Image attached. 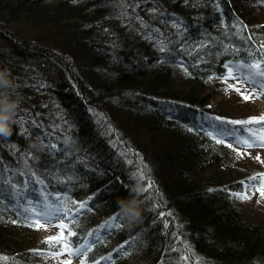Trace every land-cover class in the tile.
<instances>
[{"label": "trees", "instance_id": "trees-1", "mask_svg": "<svg viewBox=\"0 0 264 264\" xmlns=\"http://www.w3.org/2000/svg\"><path fill=\"white\" fill-rule=\"evenodd\" d=\"M261 43L264 0H0V68L19 100L13 134H0V264H52L63 243L40 239L27 214L37 177L49 203L68 188L87 201L67 222L77 246L91 239L89 264H264V202L248 211L234 195L258 171L201 127L262 113L220 79L226 60L264 56ZM64 161L77 169L67 186ZM132 198L138 222L111 221Z\"/></svg>", "mask_w": 264, "mask_h": 264}, {"label": "snow or ice", "instance_id": "snow-or-ice-1", "mask_svg": "<svg viewBox=\"0 0 264 264\" xmlns=\"http://www.w3.org/2000/svg\"><path fill=\"white\" fill-rule=\"evenodd\" d=\"M164 47H167V45L165 44ZM181 47H183V44H181ZM200 47H201L200 44L196 45V48H200ZM222 47H223V51L226 53H236L239 51L238 45L235 43H231L230 45H223ZM259 47L261 49V53H264V43H261ZM216 55L219 56L221 55V53L217 51ZM257 55L259 56L260 54L258 53ZM245 59H247L248 62H245ZM245 59L232 60V61L226 60L224 62V67L226 68L227 71L223 76L220 77V79L227 81L229 77L233 78L235 82L229 84L228 87L234 88L245 99H249L253 94H255L256 96L264 95V56H261V58L250 56ZM197 63H199V61H197ZM181 67H183V65H181ZM213 75H216V73H213ZM209 79H211V77H209ZM238 85L243 87L251 86V91L250 92L241 91V87H238ZM204 119L207 120L208 118L204 117ZM215 121H219L220 123H216ZM249 121L252 122L264 121V113H261L260 115L248 116L247 120H232L230 117L217 116L214 118V122L209 124V127L215 130L214 132H209V135H211L214 140L217 139L218 137L234 138L239 144L243 145L245 149L249 146H255L257 144H259L261 147H264V128H260L259 130H257L249 126L245 129L246 132L245 135H240L236 131H228L226 129V125L228 123L246 125ZM15 122L19 124L20 122L19 118H17ZM24 131L26 130L21 128V132ZM12 134L13 131L11 132L10 135H3V136L10 137ZM221 142L227 144L228 147L230 148L234 147L233 144H229L228 139L226 138L222 139ZM45 148L53 149L54 151H56L57 155H63V152L58 150L56 145L47 144L45 145ZM234 150L239 156L244 155V151H242L240 147H234ZM28 156L31 157L32 153L29 152ZM259 158H260L259 154H257V159ZM32 159L36 161L38 167L42 164L41 159L36 157H32ZM262 163H264V161H262ZM54 170L57 171V178L62 182H64L65 186H67V184L71 182L72 178L75 177L77 169L76 166L68 165V162L64 161L61 162L59 167L54 166ZM67 173H71V176L66 175ZM29 175L33 177H37V172L36 171L25 172L22 183L15 185V187L28 188ZM141 175H143V173H141ZM259 175L264 176V173H260ZM37 182L41 186V199L38 201L29 202L30 204L34 203L36 205L35 207H32L31 213L39 215L44 219L56 220L60 226V232L58 234L45 237V239L48 241H52V240L63 241L60 247L63 252H67L69 254V259H64L62 261V264H71L70 257L73 255H79L81 252H83V256L80 257V264H89V261L87 259L88 251L85 249V245L80 244L77 246L74 242L70 240V238L75 236L76 233L73 231L74 226L67 222L71 220L73 215H78L81 210L86 209L87 201H77L79 205L78 208L70 205L69 203L70 197L68 193L71 191V189L68 188L64 192H55L54 196L57 202L54 204L49 203V200L53 194L44 191V186L46 185L47 181L45 179H41L37 177ZM121 187H123V185H121ZM141 191H143V189H141ZM260 193L261 196L264 197V186L260 187ZM234 195L240 196L241 198H248L247 192L235 193ZM37 208H42L44 210L42 212L37 213ZM65 212L68 213V216L65 219H58V217L63 215ZM125 219L126 216L124 212H122L121 210L114 213L112 217H110V220L113 222L118 220L123 221ZM34 226L35 227L41 226L39 219L36 220ZM44 226L47 227V225ZM116 226H121V225L117 224ZM65 229H67V233H65ZM95 239H98V237H95ZM57 255H59V253H57ZM91 264H96V261H91Z\"/></svg>", "mask_w": 264, "mask_h": 264}, {"label": "rangeland", "instance_id": "rangeland-1", "mask_svg": "<svg viewBox=\"0 0 264 264\" xmlns=\"http://www.w3.org/2000/svg\"><path fill=\"white\" fill-rule=\"evenodd\" d=\"M225 81V80H224ZM235 81L233 80V78L229 77L227 81H225V83L227 84V87L224 91V95L227 98H233L235 97L236 94H240L239 92H237L234 88H229L228 85L231 83H234ZM238 87H241V91H246V92H250L251 91V86L248 87H243L238 85ZM218 98H216L214 101H212L210 104L213 105ZM245 99V98H244ZM246 102L249 103H253V106H257V108L259 110H261L262 113H264V95L261 96H256L255 94H253L249 99H245ZM260 128H264V122L258 124V128L257 130H259ZM246 133H244L245 135ZM228 141L231 144H234L235 147H240L242 149V151H244V155H242V157L244 158L245 162L247 165H250L251 167L255 168L256 171H258L259 175L260 173H264V163H262V161H264V147H261L259 144L255 145V146H249L246 149L244 148L243 145L239 144L234 138H228ZM257 154H259V159H257ZM260 176L259 181H250V183H248L245 187V189L243 190L242 193L247 192L248 194V198H241L242 200L241 205L248 211L251 210L254 207V202L255 200L259 199L261 201L264 202V197L261 196L260 193V187L264 186V176ZM30 202V201H29ZM72 200H69L70 205L73 204ZM30 204V203H29ZM264 205L261 204V206ZM36 205L30 204V209H32V207H35ZM257 208H263V207H259L256 206ZM42 209V208H41ZM40 208H37V212L39 211ZM44 209H42L43 211ZM41 211V212H42ZM262 213V211H260ZM32 214V213H31ZM35 215V214H32ZM66 216H68V213H64L63 215H61L60 217H58V219H65ZM36 218H38L40 220V227H39V237L40 239H45V237H49V236H53L56 235L60 232V226L57 223L56 220H49V219H44L40 216H35ZM44 225H47V227H45ZM67 232V230L65 229V233ZM99 235L94 236L98 237ZM52 243H56V242H60L57 240H52L49 241ZM90 245L89 241H87L86 243V247ZM57 253H59V255H57ZM82 255H73L70 257L71 259V264H80V257ZM52 264H62V261L64 259H69V254L67 252H63L61 247L60 250L57 252H53L51 253V257H47Z\"/></svg>", "mask_w": 264, "mask_h": 264}, {"label": "clouds", "instance_id": "clouds-1", "mask_svg": "<svg viewBox=\"0 0 264 264\" xmlns=\"http://www.w3.org/2000/svg\"><path fill=\"white\" fill-rule=\"evenodd\" d=\"M13 82L9 78V71L6 68H0V134L10 135L12 132V123L14 114L19 103L18 99H12L7 93V89ZM135 192L140 193L141 188L135 187ZM140 201L137 198L120 199V210L124 212L129 225H134L141 217Z\"/></svg>", "mask_w": 264, "mask_h": 264}, {"label": "bare ground", "instance_id": "bare-ground-1", "mask_svg": "<svg viewBox=\"0 0 264 264\" xmlns=\"http://www.w3.org/2000/svg\"><path fill=\"white\" fill-rule=\"evenodd\" d=\"M203 129L205 128L204 126H201ZM53 144V143H52Z\"/></svg>", "mask_w": 264, "mask_h": 264}]
</instances>
